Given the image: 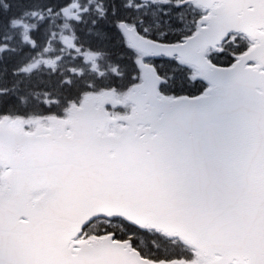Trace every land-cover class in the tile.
Instances as JSON below:
<instances>
[{"label":"snow or ice","instance_id":"obj_1","mask_svg":"<svg viewBox=\"0 0 264 264\" xmlns=\"http://www.w3.org/2000/svg\"><path fill=\"white\" fill-rule=\"evenodd\" d=\"M0 264H264V0H6Z\"/></svg>","mask_w":264,"mask_h":264},{"label":"trees","instance_id":"obj_2","mask_svg":"<svg viewBox=\"0 0 264 264\" xmlns=\"http://www.w3.org/2000/svg\"><path fill=\"white\" fill-rule=\"evenodd\" d=\"M6 0H0V8H2L3 3ZM19 2V0H17ZM30 2H34L36 4H43V5H54L58 0H30ZM53 24H56L55 19H53ZM58 33L63 29V24L56 25ZM50 56L54 55V51H50Z\"/></svg>","mask_w":264,"mask_h":264}]
</instances>
